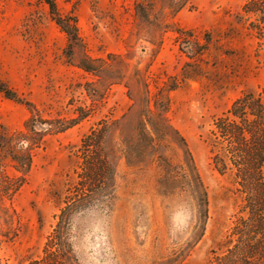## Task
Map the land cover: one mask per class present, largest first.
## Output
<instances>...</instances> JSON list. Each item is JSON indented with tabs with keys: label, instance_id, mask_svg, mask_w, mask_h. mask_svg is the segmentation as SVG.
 <instances>
[{
	"label": "rangeland",
	"instance_id": "rangeland-1",
	"mask_svg": "<svg viewBox=\"0 0 264 264\" xmlns=\"http://www.w3.org/2000/svg\"><path fill=\"white\" fill-rule=\"evenodd\" d=\"M248 1L55 0L76 19L79 44L70 48L39 0H0V87L24 102L0 92V135L20 153L0 161L2 264L41 255L63 197L86 176L87 139L113 180L105 185L97 170L94 198L72 219L78 259L157 264L187 249L195 221L184 154L143 140L145 99L166 109L207 190L204 236L182 264L212 261L241 198L211 168L203 138L242 93L264 96V38L237 19Z\"/></svg>",
	"mask_w": 264,
	"mask_h": 264
},
{
	"label": "trees",
	"instance_id": "trees-1",
	"mask_svg": "<svg viewBox=\"0 0 264 264\" xmlns=\"http://www.w3.org/2000/svg\"><path fill=\"white\" fill-rule=\"evenodd\" d=\"M39 1L47 7L52 21L67 36L69 47L78 45L76 19L62 17L55 0ZM237 19L239 24L246 25L247 31L256 34L258 38H264V0L246 2ZM84 69L92 71L90 67ZM0 92L6 99L18 104L24 103L8 89L0 87ZM143 102L145 107L140 117L143 140L149 142L148 146L152 148L176 144L184 154L182 166L189 187L187 198L190 203L187 201V205L192 208L194 216V234L185 251L181 250L175 256L157 263L182 264L188 256L186 252L190 253L204 236L208 219L207 190L184 139L169 125L164 115L166 109L160 108L159 103L154 101V110H151L149 99ZM203 143L208 149L211 168L220 177L228 178L234 186V192L241 198L240 210L234 216L223 240L211 250L213 257L208 264H264V96L252 92L242 93L227 111L213 119L212 128L204 135ZM82 147L86 174L84 180L81 178L73 194L63 197L57 222L45 238L41 255L18 264H83L74 250L73 242L77 240L80 229L79 225L73 226L72 219L82 214L80 210L94 198L92 189L97 178L96 171L100 170L102 176H105V185L113 178L109 177L112 166L107 156L100 152H93L94 155L90 156L89 148L95 146H92L89 139ZM19 155L11 136L0 135V161L9 159L15 162L17 157L20 158ZM160 157L167 167L171 166L164 157Z\"/></svg>",
	"mask_w": 264,
	"mask_h": 264
}]
</instances>
